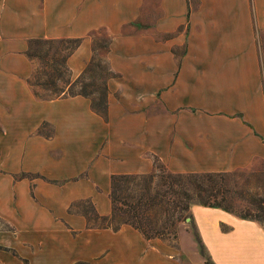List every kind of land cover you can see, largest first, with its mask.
Here are the masks:
<instances>
[{"label": "crops", "instance_id": "1", "mask_svg": "<svg viewBox=\"0 0 264 264\" xmlns=\"http://www.w3.org/2000/svg\"><path fill=\"white\" fill-rule=\"evenodd\" d=\"M97 28L106 117L82 94L38 97L29 40L80 36L73 81ZM260 30L264 0H0V264H183L167 238L91 226L75 205L110 214L111 175L150 172L154 156L171 171L264 158ZM190 211L213 264H264L259 220Z\"/></svg>", "mask_w": 264, "mask_h": 264}, {"label": "trees", "instance_id": "2", "mask_svg": "<svg viewBox=\"0 0 264 264\" xmlns=\"http://www.w3.org/2000/svg\"><path fill=\"white\" fill-rule=\"evenodd\" d=\"M80 40V36L61 39V41H65L67 44L63 46L66 49L65 55L59 61L50 54V49L54 46L53 38H31L28 43L26 55L37 62L40 61L44 73L50 77L52 73L46 70L51 65L49 60L54 63L51 66L52 68H50L57 75L60 74L57 65L62 64L67 73V77L61 78L63 81L61 88H53V92L48 94L38 93L37 86L48 89L54 86V82L51 78L42 83L37 81L35 67L32 77L28 82L34 93L42 98L74 94L85 95L90 98L91 107L106 117V79L113 74L107 62L100 57L98 61L91 62L93 66L90 65L88 67L90 70L97 67L100 72H103V99L99 98L98 101H95L94 98L89 96L90 92L86 90L85 83L81 82V76L88 63L83 72L75 80H70V70L66 64V58L78 46ZM31 41L47 43L50 46L47 50L43 51V55H37L31 50ZM79 82H81L80 88L74 89V86ZM153 162L155 168L160 167L162 169L160 172L156 173V170H152L147 173L112 174L110 183L111 212L108 215H100L96 211L91 210L92 216H90L87 211L83 210L82 212L86 216L88 224L96 227L109 226L117 229L121 224L128 223L138 229L146 238H167L169 234L175 238V224L181 220H188L193 228L200 250L205 255V262L207 264H213V262L206 253L205 246L194 223L190 211V204L192 202L209 206H219L239 216L257 219L264 224V221L257 214L250 212L241 213L233 210L231 199L234 197V193L232 189L226 186L228 173L224 171H171L156 156H154ZM154 180L155 186H153V191H151V183ZM135 187L137 188L135 189Z\"/></svg>", "mask_w": 264, "mask_h": 264}, {"label": "rangeland", "instance_id": "3", "mask_svg": "<svg viewBox=\"0 0 264 264\" xmlns=\"http://www.w3.org/2000/svg\"><path fill=\"white\" fill-rule=\"evenodd\" d=\"M192 1L195 3L196 0ZM92 34H94V53L92 54V61H88V65L81 76V82L85 83L86 90L90 92L89 96L94 98L95 101H98L99 98L103 99V72H100L97 67H94L92 70L88 69V67L90 65L93 66L91 62L98 61L100 57L102 59L104 58L102 53L107 46L109 34L104 28H97L96 30L92 31ZM259 34L260 39L264 43V30H260ZM63 38L65 37H54V46L52 49H50V54H52L53 57L57 58L59 61H61L66 52V49L63 46L67 43L65 41H61ZM30 46L34 53L37 55H43V51L47 50L50 44L41 42L36 43L31 41ZM261 59L262 69L264 72V48L261 54ZM35 63V73L37 71L36 80L42 83L51 78L54 82V86L49 87L48 89L37 86L38 93L48 94L53 92V88L62 87L63 81L61 78L67 77V73L65 72L62 64L57 65L60 71V74L57 75L55 74L54 70L51 69V66L54 63L49 60L51 65L48 66L46 70L52 73L50 77L48 74L44 73L43 66L40 61H35ZM81 82L75 85L74 89H79ZM159 168L160 167H154L156 173L162 170ZM201 171H224L225 173H228L226 186L232 189L234 193V197L231 199V206L233 210L235 212H250L252 214H257L264 221V158L259 157L249 165L238 166L227 170L210 169ZM153 186H155V180L151 183V191H153ZM136 188L137 187H135V189ZM75 209L87 211L89 215L92 216L91 206L87 201L77 202ZM0 225H2L1 222ZM175 229L176 237L173 238L171 234H169L167 240L179 249V257L182 263L207 264L205 262V255L201 252L200 246L195 240V235L190 222L188 220L178 221L175 224Z\"/></svg>", "mask_w": 264, "mask_h": 264}]
</instances>
